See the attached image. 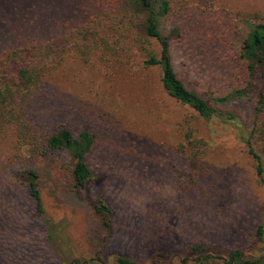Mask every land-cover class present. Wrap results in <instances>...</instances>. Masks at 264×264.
I'll return each instance as SVG.
<instances>
[{"label": "rangeland", "instance_id": "obj_1", "mask_svg": "<svg viewBox=\"0 0 264 264\" xmlns=\"http://www.w3.org/2000/svg\"><path fill=\"white\" fill-rule=\"evenodd\" d=\"M217 1L264 10V0ZM91 2L0 0V53L28 45L37 61L52 62L66 40L63 25ZM189 3L175 0L158 17L163 34L177 29L172 61L178 76L202 97L246 85L237 50L250 23ZM260 91L264 77L256 73L245 96L223 103L220 115L196 119L192 108L167 94L157 67L145 70L136 59L124 67L63 62L31 103L33 119L50 132L90 131L93 175L74 188L69 177L44 170L39 211L18 178L19 164L0 159V264H84L96 252L105 264H121L118 257L194 264L190 249L197 244L215 247L225 261L239 249L264 264V184L245 144ZM188 127L206 140L207 152L200 175L181 189L184 157L177 144ZM98 200L112 211L108 231L93 210Z\"/></svg>", "mask_w": 264, "mask_h": 264}, {"label": "trees", "instance_id": "obj_2", "mask_svg": "<svg viewBox=\"0 0 264 264\" xmlns=\"http://www.w3.org/2000/svg\"><path fill=\"white\" fill-rule=\"evenodd\" d=\"M176 1L185 3L187 0ZM188 1L190 5L204 7L201 9L221 10L234 21L250 23L246 35L238 41L237 50V56L248 72L243 87L232 89L222 96L210 94L202 97L185 85L172 61V35L177 33V29H173L171 34H163L158 26V17L168 14L175 0H92L83 15L63 25L66 37L63 49L50 63L37 61L31 52L32 47L28 45L0 53V159L16 160L19 164L18 178L30 187V194L35 198L39 211L42 208L37 185L44 170L69 177L74 188H84L93 175L87 163L94 143L90 131L75 133L69 128H62L50 132L39 128L33 119L31 103L63 62L76 60L91 64L114 61L124 67L136 59L145 70L157 67L167 94L176 102L192 108L196 119L220 115L219 107L223 103L247 94L256 73L264 77V10L232 8L217 0ZM15 95L17 99L13 101ZM196 132L194 127L186 128L183 141L177 144L178 152L184 157L179 173L181 189L191 185L202 172L207 142ZM245 144L256 174L264 184V91H260L256 99L254 118ZM93 210L108 231L112 215L110 207L98 200L93 204ZM258 232L260 235L261 230ZM190 250L194 253V264L256 262L246 258L239 249L230 250L226 261L213 246L197 244ZM117 259L121 264H133L128 258ZM90 262L105 264L98 252L83 261L84 264Z\"/></svg>", "mask_w": 264, "mask_h": 264}]
</instances>
